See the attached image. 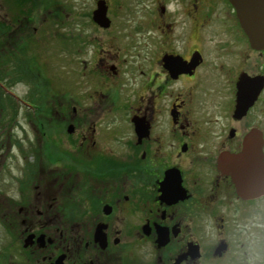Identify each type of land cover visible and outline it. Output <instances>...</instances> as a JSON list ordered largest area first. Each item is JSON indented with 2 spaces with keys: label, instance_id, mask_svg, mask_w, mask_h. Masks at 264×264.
<instances>
[{
  "label": "flooded vegetation",
  "instance_id": "obj_1",
  "mask_svg": "<svg viewBox=\"0 0 264 264\" xmlns=\"http://www.w3.org/2000/svg\"><path fill=\"white\" fill-rule=\"evenodd\" d=\"M73 1L8 0L0 22L33 42L57 22L74 53L67 89L4 92L0 264H264V192L218 168L245 145L264 165V49L228 0Z\"/></svg>",
  "mask_w": 264,
  "mask_h": 264
},
{
  "label": "rangeland",
  "instance_id": "obj_2",
  "mask_svg": "<svg viewBox=\"0 0 264 264\" xmlns=\"http://www.w3.org/2000/svg\"><path fill=\"white\" fill-rule=\"evenodd\" d=\"M63 3H67L70 6L76 4L73 0H61ZM4 7L1 9V23L5 29L4 24V12L8 11V0H2ZM79 7L84 8L82 2H79ZM44 36L41 41H32L33 32L30 30L26 33L29 37L25 39L15 40V37H2L0 39V85L4 90L0 89V129H9V118L12 113V107L9 104L7 98H5V91L12 90L19 98L30 95L29 83L31 80H42L43 74L45 75V81L50 82L51 86L58 89L57 81L64 82V87L67 89V82H70L68 78L72 77V61L74 53L72 47H66L59 49L58 40L55 38L49 39L48 36L51 32L61 33L58 23L45 22ZM48 34V35H45ZM49 39V40H48ZM16 47L15 57L12 58V48ZM59 55L63 57L64 64L59 61ZM62 59V58H61ZM69 64V65H68ZM63 66V69L61 67ZM37 73L40 77L37 79L35 76ZM44 79V78H43ZM10 85L12 88H10ZM2 91V92H1ZM71 92V89L69 90ZM28 93V95H27ZM7 97V96H6ZM21 113V110H17ZM22 115H17V122L21 120ZM4 136V134H3ZM2 136V137H3ZM1 137V138H2ZM7 234L0 233V251L6 250L8 246Z\"/></svg>",
  "mask_w": 264,
  "mask_h": 264
},
{
  "label": "water",
  "instance_id": "obj_3",
  "mask_svg": "<svg viewBox=\"0 0 264 264\" xmlns=\"http://www.w3.org/2000/svg\"><path fill=\"white\" fill-rule=\"evenodd\" d=\"M235 10L236 18L251 46L257 50L264 49V0H228ZM248 148L245 145L237 155H223L218 168L224 175L231 177L237 195L244 199L259 196L264 192V165L261 154L251 160L252 166L246 164ZM255 180L248 185L247 180ZM245 182L246 186H245Z\"/></svg>",
  "mask_w": 264,
  "mask_h": 264
}]
</instances>
